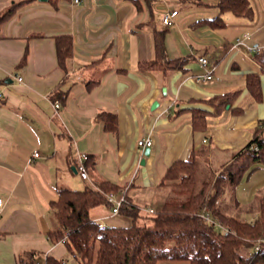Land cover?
Segmentation results:
<instances>
[{
  "label": "crops",
  "instance_id": "crops-1",
  "mask_svg": "<svg viewBox=\"0 0 264 264\" xmlns=\"http://www.w3.org/2000/svg\"><path fill=\"white\" fill-rule=\"evenodd\" d=\"M249 1L251 17L220 11L221 0H0V15L14 11L0 23V264H20L27 251L64 260L66 246L48 237L61 189L109 181L120 186L119 199L127 194L138 204L148 193L150 201L176 163L195 155L217 177L258 132L264 136V72L257 53L234 48L245 39L264 52V0ZM173 11L175 23L165 26ZM156 31H165L176 66L157 58ZM63 36L73 40L65 66L57 48ZM201 57L215 69L211 82L197 81ZM251 74L260 75L261 99L247 85ZM146 139L148 154L138 145ZM80 153L90 156L89 180L77 171ZM91 216L130 225L104 207Z\"/></svg>",
  "mask_w": 264,
  "mask_h": 264
},
{
  "label": "trees",
  "instance_id": "trees-1",
  "mask_svg": "<svg viewBox=\"0 0 264 264\" xmlns=\"http://www.w3.org/2000/svg\"><path fill=\"white\" fill-rule=\"evenodd\" d=\"M50 1L56 5L62 0ZM131 1L140 4L141 0ZM217 7L238 17L253 15L249 0H221ZM13 12L8 9L1 14L0 23L8 20ZM211 26L220 28L224 23L213 21ZM164 36L165 31H156L157 58L176 66L167 58ZM57 48L59 61L65 66L72 56V38L59 37ZM256 60L264 72V52L256 54ZM247 85L256 99L262 98L259 74L249 75ZM204 115L194 111L196 119ZM112 119L110 126L115 129L116 116ZM261 127L263 132L264 122ZM258 135L259 132L231 165L217 177L211 176L213 181L200 172V162L195 155L172 166L159 188L164 195L163 203L154 207L153 214L145 213L146 209L125 194L117 215L130 221L126 227L103 225L91 216V211L97 207L113 213L108 196L119 193L120 186L101 181L83 190H59L58 199L52 202L57 227L48 234L51 243L64 244L79 264H264V245L259 251L254 250L257 242L264 239V193L260 192L252 207H248L250 212L255 211L254 221L242 218L241 213L248 209L236 197L246 174L255 166L264 165V136ZM254 146L259 149L255 150ZM230 191L233 192L229 199L231 206L222 202ZM205 211L215 222L228 226L232 233L222 235L217 225L202 217ZM145 219L148 222H144ZM38 256L35 251H27L20 255L19 262L66 264L65 260L50 256L42 263Z\"/></svg>",
  "mask_w": 264,
  "mask_h": 264
},
{
  "label": "built area",
  "instance_id": "built-area-1",
  "mask_svg": "<svg viewBox=\"0 0 264 264\" xmlns=\"http://www.w3.org/2000/svg\"><path fill=\"white\" fill-rule=\"evenodd\" d=\"M83 1L84 0H73V4L74 5H80L83 3ZM177 14H178L177 11H173L171 13L166 14L162 20L163 24L165 26H172L175 23L174 17H176ZM248 36L249 35H247V37ZM242 46H245L247 48V50L251 53H257V54L262 53L261 48L245 43V39H238L236 44L234 45V48L237 49V48H241ZM199 63L201 65V67L204 69V73L196 77L197 81L201 82V83L211 82V80L213 79V76H214L215 69L213 67H211L209 59L206 57H201V58H199ZM18 80L20 82L23 81V79L21 77H19ZM3 97H4V94L2 92H0V99H2ZM61 107H62L61 103L56 102L55 109L58 111L61 109ZM152 144H153V142L151 139L138 141V145L140 148L151 147ZM253 148L255 150L259 149L257 146H254ZM34 157L35 158L40 157V153L36 151L34 153ZM89 160H90V156L86 153H80L78 155L76 167H77L78 173L81 175V177L84 180L90 179V174H89L88 165H87ZM108 199H109L110 203H112V205H113V208H112L113 214L117 215L119 213V209H120L121 204L124 200V197L122 199H119L115 193H112L108 196ZM2 204H3V201L0 199V215L2 212ZM147 212L153 214L155 211H154V209L149 208V209H147ZM202 217L207 222L214 223L215 225H217L221 229L222 235H229L230 233H232V230L228 226L222 225L218 221L215 222L212 219V217L209 215V213H207L206 211L202 213ZM263 245H264V239L259 240L257 242V244L255 245L254 250L259 251ZM250 255H252V254L250 253Z\"/></svg>",
  "mask_w": 264,
  "mask_h": 264
},
{
  "label": "rangeland",
  "instance_id": "rangeland-1",
  "mask_svg": "<svg viewBox=\"0 0 264 264\" xmlns=\"http://www.w3.org/2000/svg\"><path fill=\"white\" fill-rule=\"evenodd\" d=\"M199 169H200V172L201 171L204 172V176H206L209 179V181H213V178L211 177V172L208 170L207 165L204 162H200ZM258 173L256 174L257 176H254L251 180H248V175H246L244 177V179L242 180V182L240 183L239 187L237 188L238 189L237 190V197L242 200L243 204L248 205L254 199L255 195H253V194L257 190L256 189L257 185L261 186V189H260V190H262L261 193H264V167H263L262 172L260 174H258ZM71 186L75 187L74 185H71ZM153 194L155 195L153 197L154 199H152V197H151L150 201H148V198H147V195H149L148 193H146L142 198H140L138 204L143 210H145L144 207H146V205L147 206L151 205V207H153V208L155 207L156 208V207L160 206L163 203L164 195L162 194V192H159V193L156 192V193H153ZM231 196H233V192L232 191L227 193L226 197L222 198V202L224 201L225 205L231 206V203L229 202V199L231 200ZM251 204L246 206L247 209H248V207L249 208L252 207V206H250ZM242 206H245V205H242ZM144 212L146 213L147 211H144ZM254 212H250V210L248 209V211L247 210L243 211L241 213V216L246 221H254L255 220V213ZM238 214H240V213H238ZM144 222H148V220L145 219ZM63 258H64L66 264H79L71 256V254L68 251H66L64 253ZM44 259L45 258L42 257V256L39 257V261L42 262V263L44 262Z\"/></svg>",
  "mask_w": 264,
  "mask_h": 264
},
{
  "label": "water",
  "instance_id": "water-1",
  "mask_svg": "<svg viewBox=\"0 0 264 264\" xmlns=\"http://www.w3.org/2000/svg\"><path fill=\"white\" fill-rule=\"evenodd\" d=\"M41 1H48V0H41ZM149 152H150V149L147 148V149H146V153L148 154Z\"/></svg>",
  "mask_w": 264,
  "mask_h": 264
}]
</instances>
